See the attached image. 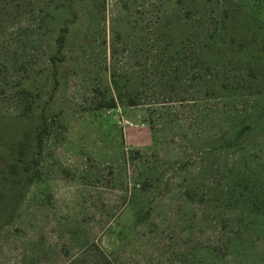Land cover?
I'll return each instance as SVG.
<instances>
[{"label":"rangeland","instance_id":"374dc122","mask_svg":"<svg viewBox=\"0 0 264 264\" xmlns=\"http://www.w3.org/2000/svg\"><path fill=\"white\" fill-rule=\"evenodd\" d=\"M196 9L193 0H0V264H68L84 238L116 264H264V212L227 178L264 182V121L238 148L204 154L252 102L212 93L192 67L193 39L178 69L172 37ZM111 96L115 108L99 107ZM257 104L253 112L264 95ZM42 115L39 177L13 208L21 181L5 161L24 126L36 146Z\"/></svg>","mask_w":264,"mask_h":264},{"label":"trees","instance_id":"16d2710c","mask_svg":"<svg viewBox=\"0 0 264 264\" xmlns=\"http://www.w3.org/2000/svg\"><path fill=\"white\" fill-rule=\"evenodd\" d=\"M40 1L43 0H35L36 3ZM193 2L197 7L196 11L186 13L180 18L178 23L184 30L177 38L172 37L170 49L173 59L177 61L178 69H186V43L188 39H193L196 50L192 58V67L200 72L206 71L212 93L216 97L233 99L234 102L242 97H247L252 102L249 109L251 112L243 115L235 128L215 139L204 151L205 155H219L238 148L245 136L254 131L257 123L264 121V104L258 112L252 111L258 107L257 102L264 95V91L260 88L261 80H264V17L262 16L264 0H240L239 2L193 0ZM21 3L18 2V7L22 5ZM251 3L253 10L250 11ZM68 7L70 9V5ZM189 22L191 25L188 30H185ZM67 29L66 25L61 28L57 37L58 45L64 42ZM234 71L238 73L233 74ZM117 78L116 75L110 77L115 85L118 82ZM258 79L260 82L257 83ZM227 80H230L229 86L226 84ZM127 103L132 106L140 104L139 92L129 94ZM116 104V99L111 96L105 105L99 107L115 108ZM40 120L34 131L36 146H30L32 128L24 126L20 138L14 145V158L5 161L8 175L21 181L19 191L11 199L13 208L23 196L26 187L39 177V156L44 138L49 134L47 119L42 115ZM31 148L34 149L33 152ZM235 165V162L232 163L227 171L233 172ZM227 178L228 180L231 178L230 181H233L234 186H241L242 190L249 189L250 204L255 210L264 212V182L260 179L248 180V176L243 173H239L235 178L228 174ZM250 182L254 183L253 187H250ZM137 189L143 191L147 188H134L133 195L136 194ZM69 235L72 238L75 237L76 231H71ZM80 242L79 256L72 258L68 264H116L112 252H107L95 241L84 238Z\"/></svg>","mask_w":264,"mask_h":264}]
</instances>
